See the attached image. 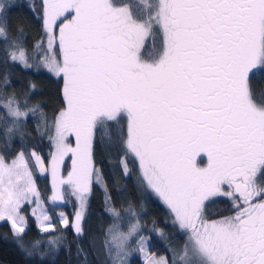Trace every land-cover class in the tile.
<instances>
[{
    "label": "snow or ice",
    "instance_id": "snow-or-ice-1",
    "mask_svg": "<svg viewBox=\"0 0 264 264\" xmlns=\"http://www.w3.org/2000/svg\"><path fill=\"white\" fill-rule=\"evenodd\" d=\"M5 7L0 3V13ZM61 19L57 37L54 26ZM5 23L0 21V38L8 44L7 56L32 67L23 45L9 43ZM43 25L50 55L41 63L63 77L64 106L54 126L45 123L54 147L48 168L35 151L31 157L42 173L50 171L51 201L65 199L61 186L79 201L71 225L76 235L83 234L93 178L100 180L93 163L94 134L126 119V133L121 129L119 135L121 165L127 174V157L138 161L142 183L188 233L179 259L184 264H264V100L257 101L251 88V75L264 69V0H43ZM156 28L163 33V48L145 59L146 37ZM2 79L6 90L7 75ZM0 108L11 117L0 136L10 141L16 132L23 138L21 118L40 105L29 108L26 96L22 108L12 95L0 99ZM66 156L71 169L65 177ZM31 169L23 150L11 164L0 156V222L10 223L15 243L28 255L42 241L24 242L25 206L36 205L30 212L41 233H52L50 249L66 243L41 207ZM215 197L227 198L232 214L208 222L206 202ZM107 210L114 220L105 250L112 264H126V244L139 232V222L124 232L120 214ZM125 211L136 215L131 208ZM61 223L69 224L63 214ZM137 244L145 253L143 235ZM145 264L168 262L146 257Z\"/></svg>",
    "mask_w": 264,
    "mask_h": 264
},
{
    "label": "trees",
    "instance_id": "trees-1",
    "mask_svg": "<svg viewBox=\"0 0 264 264\" xmlns=\"http://www.w3.org/2000/svg\"><path fill=\"white\" fill-rule=\"evenodd\" d=\"M0 3L6 5L3 13H0V21H6L4 26L9 35V43L18 40L27 50L29 63L33 65L25 68L14 63L7 56L8 44L0 38V99L15 95L23 108V101L27 96L29 108L40 105L35 114L29 113L26 120L21 118L23 138L20 132H16L10 141L0 136V156L4 157L6 163L11 164L21 150L28 154L32 178L41 197V206L47 210L51 223L55 225V235L63 234L66 239V243L60 247L50 249L47 240L52 233H41L37 228V222L30 212L35 204L25 206L22 214L27 217L28 230L23 237L24 242L28 246L36 239L42 242L32 255H28L15 243L11 226L7 222H0V264H112L104 247L106 233L114 220L107 210L108 207L114 208L120 214L119 223L124 232H127L131 223L139 222V232L130 237L126 244V264H145L146 257L154 256L165 257L170 263L166 254L167 247L181 244L186 231L180 229L167 207L142 183L139 168L131 156L127 157L128 171L125 174L121 165L123 152L119 150L120 130L123 129L126 133L124 121L94 134L93 163L99 169L100 180L97 182L94 177L90 185L81 222L83 234L77 236L71 226L77 202L70 190H64L65 199L61 205L49 202V177L40 173L31 153L35 151L47 167L53 145L45 123L54 126L55 116L64 106V80L63 77L53 76L41 63L46 54L50 55L43 25V0H0ZM68 19H71L70 15ZM61 22L62 19L54 26L57 37ZM21 29L23 35L19 36ZM38 42L42 43L39 49L35 47ZM162 48L163 34L158 31L147 37L142 53L147 59L149 53ZM55 51L59 56L58 45ZM4 75L8 78L6 90L2 79ZM32 85H35L34 89ZM251 88L257 101L264 100V70H260L259 75H251ZM6 117V110L0 108V133L11 126V117ZM52 130L54 131V127ZM69 141L74 147L75 137H69ZM70 169L71 158L67 157L61 165V174L66 177ZM231 207L230 201L224 197L213 199L206 203L204 219L209 221L228 216L232 214ZM129 208L135 211V216L125 211ZM61 214L69 220L67 227L61 224ZM140 235L146 238L145 253L138 250L137 241Z\"/></svg>",
    "mask_w": 264,
    "mask_h": 264
},
{
    "label": "rangeland",
    "instance_id": "rangeland-1",
    "mask_svg": "<svg viewBox=\"0 0 264 264\" xmlns=\"http://www.w3.org/2000/svg\"><path fill=\"white\" fill-rule=\"evenodd\" d=\"M161 32V34H163L162 33V31L159 29V28H156L155 30H154V32L152 33V34H154V33H157V32ZM152 34L151 35H149L148 37H150V36H152ZM146 39H147V37H146ZM59 48V47H58ZM21 65V64H20ZM24 67V66H23ZM26 68V67H25ZM261 70H264V69H261ZM260 71V70H259ZM52 74V73H51ZM53 76H55V77H58V76H56V75H54V74H52ZM59 77H62V76H59ZM124 121V123H125V126H126V129H127V120L125 119V120H123ZM53 151H54V147H53ZM67 157H70V156H66L65 157V159L67 158ZM134 160H135V158L134 157H132ZM51 159V158H50ZM34 162H35V160H34ZM135 164H136V166L139 168V163H138V161H136L135 160ZM45 167V166H44ZM45 168H48V165H47V167H45ZM38 170L40 171V169L38 168ZM139 170V173H140V168L138 169ZM40 173H42L41 171H40ZM42 174H47L48 175V177H49V185H50V189H51V193H50V195H49V202L51 203V204H54V205H61L62 203H63V201H56V202H53V201H51V196H52V194H53V189H52V177H51V174H50V171H47V172H43ZM140 175H141V173H140ZM149 188V187H148ZM65 189H67V186H61V190H62V192H64V190ZM150 189V188H149ZM151 190V189H150ZM152 191V190H151ZM153 192V191H152ZM154 193V192H153ZM155 195H156V193H154ZM157 196V195H156ZM87 197H88V194H87ZM157 198H158V200L161 202V203H163V201L157 196ZM216 198H219V197H215V198H212V200L213 199H216ZM225 198V197H224ZM33 199H35V198H33ZM76 199V198H75ZM227 199V198H226ZM76 202H77V209H76V212L78 211V210H80V204H79V201H77L76 200ZM86 202H87V198H86ZM207 203V202H206ZM164 204V203H163ZM165 205V204H164ZM166 206V205H165ZM34 207H36V205H34ZM42 207V206H41ZM85 207H86V203H85V205H84V208H83V214H84V211H85ZM167 207V206H166ZM43 208V207H42ZM167 209H168V207H167ZM169 210V209H168ZM169 212H170V210H169ZM75 215H76V213H75ZM170 215H171V217H172V219L175 221V217H174V215L170 212ZM204 216H205V212H204V214H203ZM35 218V217H34ZM75 218V217H74ZM221 219V218H220ZM214 220H219V219H214ZM214 220H209L208 222H211V221H214ZM60 221H61V215H60ZM81 222H82V220H81ZM8 223V222H7ZM9 225H10V223H8ZM62 224V223H61ZM177 225L179 226V224L177 223ZM11 226V225H10ZM37 226V225H36ZM180 227V226H179ZM38 228V227H37ZM39 229V228H38ZM181 229V228H180ZM181 230H183V231H186V230H184V229H181ZM135 235V234H134ZM133 235V236H134ZM187 240H188V233L186 232L185 233V238H184V240H183V242L181 243V244H177V245H173V246H169V247H167V251H166V254H167V256H168V258L170 259V263H168V264H173V261L175 260V262H176V264H184V262L182 261V260H180L179 259V256L180 255H182L183 254V251H184V248H185V245H186V242H187ZM154 258L155 259H160V258H163V259H165V257H161V256H154ZM166 260V259H165ZM167 262H168V260H166Z\"/></svg>",
    "mask_w": 264,
    "mask_h": 264
},
{
    "label": "flooded vegetation",
    "instance_id": "flooded-vegetation-1",
    "mask_svg": "<svg viewBox=\"0 0 264 264\" xmlns=\"http://www.w3.org/2000/svg\"><path fill=\"white\" fill-rule=\"evenodd\" d=\"M200 159H201L200 157L197 158L198 162L200 161ZM206 165H207V157L205 156V157H203V162L200 164V166L203 167Z\"/></svg>",
    "mask_w": 264,
    "mask_h": 264
}]
</instances>
